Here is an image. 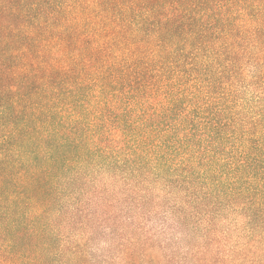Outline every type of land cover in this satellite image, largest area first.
I'll return each mask as SVG.
<instances>
[{"label": "trees", "instance_id": "obj_1", "mask_svg": "<svg viewBox=\"0 0 264 264\" xmlns=\"http://www.w3.org/2000/svg\"><path fill=\"white\" fill-rule=\"evenodd\" d=\"M99 244L264 264V0H0V264Z\"/></svg>", "mask_w": 264, "mask_h": 264}, {"label": "rangeland", "instance_id": "obj_2", "mask_svg": "<svg viewBox=\"0 0 264 264\" xmlns=\"http://www.w3.org/2000/svg\"><path fill=\"white\" fill-rule=\"evenodd\" d=\"M159 239L162 240L163 242L166 241L164 237H161ZM184 245L186 246V244ZM107 247H108L107 244H99L90 247L91 248L90 253L86 255L84 261L81 264H126L125 261L118 259L119 257H117L113 253L104 255L103 252L106 251ZM154 259H159V260L140 261L137 264H193L194 263L191 261L190 258H186V257H177L178 260H175L171 257H169L168 259L162 257L154 258ZM181 259L183 261H181ZM201 264H206V263H201Z\"/></svg>", "mask_w": 264, "mask_h": 264}]
</instances>
